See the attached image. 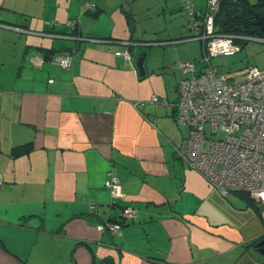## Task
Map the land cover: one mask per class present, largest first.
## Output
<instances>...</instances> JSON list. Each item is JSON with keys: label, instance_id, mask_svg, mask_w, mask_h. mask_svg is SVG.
Returning <instances> with one entry per match:
<instances>
[{"label": "crops", "instance_id": "0c3cea01", "mask_svg": "<svg viewBox=\"0 0 264 264\" xmlns=\"http://www.w3.org/2000/svg\"><path fill=\"white\" fill-rule=\"evenodd\" d=\"M138 1L0 0V15L26 18L0 19V264H264L252 245L264 235L263 210L238 194L235 206L177 153L190 132L172 106L190 74L180 62L203 69L192 11L204 13L208 0ZM152 7L178 26L143 33ZM70 20L84 40L71 38ZM127 41L131 60L115 54ZM64 51L68 68L55 60ZM111 173L123 192L115 203ZM128 205L136 214L118 232L97 229Z\"/></svg>", "mask_w": 264, "mask_h": 264}, {"label": "built area", "instance_id": "2783aa9c", "mask_svg": "<svg viewBox=\"0 0 264 264\" xmlns=\"http://www.w3.org/2000/svg\"><path fill=\"white\" fill-rule=\"evenodd\" d=\"M95 5L86 1V9ZM218 0H208L202 19V32L197 38L204 42L203 63L200 73H195L196 63L180 62L183 76L178 83V98L172 104L176 118L187 124L190 132L184 149L177 150L189 166L199 172L212 186L226 196L229 192H247L264 211V67L248 66L241 79L232 80L227 73L220 72L211 64L219 55H232L241 50L237 40H258L264 36L237 35L216 31L215 12ZM194 19L199 13L193 10ZM69 25L71 22L68 23ZM91 40H97L91 38ZM117 50L116 55L132 59L131 42ZM73 56L64 51L55 60L62 67L72 64ZM154 103H160L159 96H152ZM221 133L217 140H207L206 129ZM4 183L0 172V186ZM105 186L112 202L122 197V185L118 176L111 173ZM90 208L95 210L96 204ZM132 206H123L119 220L105 219L97 223V229L114 235L135 216Z\"/></svg>", "mask_w": 264, "mask_h": 264}, {"label": "trees", "instance_id": "16d2710c", "mask_svg": "<svg viewBox=\"0 0 264 264\" xmlns=\"http://www.w3.org/2000/svg\"><path fill=\"white\" fill-rule=\"evenodd\" d=\"M92 3L95 5L94 2ZM95 7L96 5L90 9H86L84 7L85 12L92 11L95 15H97L99 12H97L96 10H95L96 12L93 11ZM202 15L203 13L202 14L199 13V15L196 17V18L199 17L198 19H200V26H196L197 29L196 31H198L199 33H201L203 30L202 29L203 24L201 19ZM258 15H264V0H256L255 2H251L250 0H218V9L216 10L214 17L216 31L221 33H232L237 35L264 36V31H262L260 29V26L256 23ZM192 16L194 19L193 11H192ZM127 19L131 31L134 32L135 26L132 15L127 13ZM69 22H71L70 25L68 24ZM67 25L73 28V31L71 33V35L73 34L72 36L82 37V34L79 31L78 27L76 26L75 21L70 20L67 22ZM194 35L196 36L197 33H195ZM91 38L101 40L99 37H89V39ZM102 40H105V38H102ZM237 42L241 45L242 48L248 41L246 42L245 40H237ZM234 193L238 194L250 206L257 205L254 199L247 192L234 191ZM111 220H117V219L113 218ZM107 262L111 263L110 260H107Z\"/></svg>", "mask_w": 264, "mask_h": 264}, {"label": "rangeland", "instance_id": "374dc122", "mask_svg": "<svg viewBox=\"0 0 264 264\" xmlns=\"http://www.w3.org/2000/svg\"><path fill=\"white\" fill-rule=\"evenodd\" d=\"M141 1L143 0H140L137 3H139L138 6H142V8H146V6L151 3V0H145V4H141ZM250 1L255 2L256 0ZM169 13L167 15V19H164L157 18L158 16H156L154 7H152L150 11H146L145 15H143L142 17L144 19L141 20V26L146 30L143 33H151L153 29L150 28L165 27V30H167L169 27L174 28L178 26L176 25L174 16H170ZM174 22L175 25L173 26ZM163 32L164 30L162 31V33ZM202 64L203 63L199 62L197 66H202ZM212 64L217 65L219 71L227 73V75L232 78V80L241 79L244 71L248 66L258 65L259 67H264V42L258 40H250L241 48V50L233 55H219L213 57ZM184 132V134H186L185 137H187L189 130H187L186 127ZM206 134L208 141L217 140L221 137L220 132H218V134L212 133L209 130V127H207L206 129ZM182 148L184 149V146ZM227 197V200L232 201L235 206H241V204H243V201L240 200L237 194L232 191L229 192ZM262 215L264 216V211H262Z\"/></svg>", "mask_w": 264, "mask_h": 264}, {"label": "water", "instance_id": "95a60500", "mask_svg": "<svg viewBox=\"0 0 264 264\" xmlns=\"http://www.w3.org/2000/svg\"><path fill=\"white\" fill-rule=\"evenodd\" d=\"M0 19L3 21H6V22L12 23V24H17V23L18 24H24L26 22L25 17L18 15L14 12L7 11V10L1 12ZM256 23L260 26V29L262 31H264V15H258ZM71 38H74L77 40H82V39L84 40L85 39L84 37H79V36H76V37L72 36ZM145 57H146V53H142V55L139 56L137 59L136 66H137L140 74H143L144 70H145L144 69ZM32 147H33L32 141L24 143V144L16 145L11 149V155L12 156H19V155L31 150ZM260 244L264 245V239L260 241ZM262 252L264 253V250Z\"/></svg>", "mask_w": 264, "mask_h": 264}, {"label": "flooded vegetation", "instance_id": "af4514ba", "mask_svg": "<svg viewBox=\"0 0 264 264\" xmlns=\"http://www.w3.org/2000/svg\"><path fill=\"white\" fill-rule=\"evenodd\" d=\"M264 239V235H262L261 237H259L252 245L255 246V250H257L259 253H261L262 255H264V253L262 252L264 250V245L260 244V241Z\"/></svg>", "mask_w": 264, "mask_h": 264}]
</instances>
